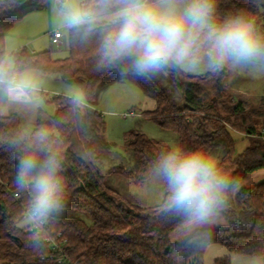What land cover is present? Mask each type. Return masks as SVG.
I'll list each match as a JSON object with an SVG mask.
<instances>
[{"label":"trees","instance_id":"trees-1","mask_svg":"<svg viewBox=\"0 0 264 264\" xmlns=\"http://www.w3.org/2000/svg\"><path fill=\"white\" fill-rule=\"evenodd\" d=\"M43 6V0H0V59H7L6 32ZM253 8L264 9V0H216V19L237 14L251 19ZM105 32L103 20L87 35L69 30V54L64 58H54L51 50L31 52L25 46L12 51L17 68L78 82L87 101L54 95L50 101L56 111L41 115L29 130L18 111L0 115V264H205L212 243L224 245L232 254L264 258V181L236 191L249 174L264 168V99L251 109L239 99H228L225 66L203 73L164 69L184 96L185 105L179 106L155 79L130 71L122 74L127 61L102 63ZM125 80L154 97L155 107L143 115L175 131L180 150L217 154V169L232 181L221 205L239 206L237 221L227 227L205 226L182 242H172L170 231L184 222L165 210L168 190L158 204L141 206L128 202L109 182V176L116 175L141 184L159 157L174 151L139 130L127 135L123 150L107 140L103 114L94 106L97 90ZM231 131L249 139L238 154ZM28 153L40 159L56 155L60 208L71 212L47 218L44 231L19 224L33 198L31 189L20 187L16 179L18 161ZM221 205L217 210L225 213ZM46 235L59 244L57 249ZM214 264H232L231 254L218 257Z\"/></svg>","mask_w":264,"mask_h":264},{"label":"clouds","instance_id":"clouds-1","mask_svg":"<svg viewBox=\"0 0 264 264\" xmlns=\"http://www.w3.org/2000/svg\"><path fill=\"white\" fill-rule=\"evenodd\" d=\"M62 25L87 35L98 21L106 23L102 63L123 65L122 74L154 75L181 67L195 69L206 60L209 69L225 65L264 67V34L254 21L237 14L216 19V0H54ZM39 83L29 70L0 59V95L12 102L32 103ZM43 138V136H41ZM60 162L28 153L17 165V183L30 188L31 218L41 221L61 207ZM155 171L167 185L166 211L191 226L205 225L222 204L232 181L222 175L202 150L169 151Z\"/></svg>","mask_w":264,"mask_h":264},{"label":"rangeland","instance_id":"rangeland-1","mask_svg":"<svg viewBox=\"0 0 264 264\" xmlns=\"http://www.w3.org/2000/svg\"><path fill=\"white\" fill-rule=\"evenodd\" d=\"M43 2L44 6L41 9L28 12L17 20L13 25L14 31L24 33L28 38L34 37V40L25 44L29 51L40 52L51 50L54 58H64L69 54L70 29L62 25L55 10L56 5L54 0H43ZM250 14L258 33L264 34V9L253 8ZM56 30H60L63 33L60 44H54L51 40V35ZM21 41L18 38V42ZM14 50L16 49L6 48L7 60L13 64L12 51ZM225 67L227 68L226 94L228 99L233 101L241 100L246 109L258 108L264 99V67H233L231 65H225ZM182 68L185 70V73H203L209 69L206 60H202L195 69ZM29 71L39 83L38 93H44L47 96L44 94L40 96L39 104L43 112L39 114L38 118L41 115L48 117L56 111L55 103L50 101L54 95H68L86 103V96L78 82H67L57 74H45L36 69ZM147 77L159 82L166 90L170 99L177 105H185L182 92L168 72L161 70ZM155 104L154 97L145 94L141 87L127 80L111 83L105 89H98L97 97L94 101V106L103 114L106 122L105 137L114 145V149L123 150L127 135L139 130L151 138L170 145L174 150H180L181 141L175 131L163 128L154 120L143 115L144 110L154 108ZM20 115L24 123L29 125L21 113ZM260 125L258 126L260 127ZM28 128L31 127L28 126ZM28 128H25V130H29ZM231 133L236 141L235 150L236 154H238L249 144V139L244 133L236 131H231ZM211 158L214 163L219 159L217 154L211 156ZM108 180L128 202L141 206L158 204L167 190L166 182L156 174L155 167L152 168L150 177L141 184H134L131 180L116 175L109 176ZM262 181H264V168L249 174L236 191L242 186L251 188ZM221 206L225 210V213L217 210L211 221L205 225L191 226L186 223L181 224L170 231L168 236L169 240L172 242H182L194 231L205 226L227 227L233 221H237L239 206ZM70 213L60 208L49 217H52L54 214L63 215ZM31 222L32 218L26 214L19 224L21 226H27ZM212 258L213 254L209 252L206 262L212 260Z\"/></svg>","mask_w":264,"mask_h":264},{"label":"crops","instance_id":"crops-1","mask_svg":"<svg viewBox=\"0 0 264 264\" xmlns=\"http://www.w3.org/2000/svg\"><path fill=\"white\" fill-rule=\"evenodd\" d=\"M18 38L21 39L22 41L18 42ZM60 39H59V42L57 43L53 41L52 42L54 44H60ZM31 40H34V37L28 38V36H26L24 33H21V32L19 33L17 31H14V27L8 30L5 34L6 48L9 47L11 49H18L23 46L26 47L25 44L29 43ZM28 70H32V69H28ZM41 94H44V93H41ZM41 94L37 93L38 99L32 103L12 102L7 97L0 95V115H6L11 110L18 111L19 113L23 115V117L29 124V125L24 124V127L25 128H28V126L31 128L34 127V125L37 122L39 114L43 112L39 104ZM209 252L213 254V258L212 260L206 262L207 254H209ZM227 254H231L232 264H264V258L262 256H245V255L232 254L229 252V250L224 245L218 244V243H212L207 247L205 257H204L205 264H214L215 259H217L218 257L224 256V255H227Z\"/></svg>","mask_w":264,"mask_h":264},{"label":"built area","instance_id":"built-area-1","mask_svg":"<svg viewBox=\"0 0 264 264\" xmlns=\"http://www.w3.org/2000/svg\"><path fill=\"white\" fill-rule=\"evenodd\" d=\"M62 36H63V33L60 30H56L51 35L52 41L57 43V42H59V39ZM16 196H17V193H16ZM25 214L30 215L29 206L25 209ZM30 217H31V215H30ZM47 222H48L47 218H45L41 221H35L32 219V222L30 223V225H31L32 229H36L38 231H44V229L46 228ZM45 239L47 241H49L55 249H57L59 247V244L51 236L46 235Z\"/></svg>","mask_w":264,"mask_h":264}]
</instances>
